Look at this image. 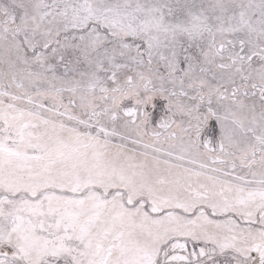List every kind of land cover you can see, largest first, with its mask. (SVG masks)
Wrapping results in <instances>:
<instances>
[{"label": "snow or ice", "instance_id": "6c2138e0", "mask_svg": "<svg viewBox=\"0 0 264 264\" xmlns=\"http://www.w3.org/2000/svg\"><path fill=\"white\" fill-rule=\"evenodd\" d=\"M0 264H264V0H0Z\"/></svg>", "mask_w": 264, "mask_h": 264}]
</instances>
